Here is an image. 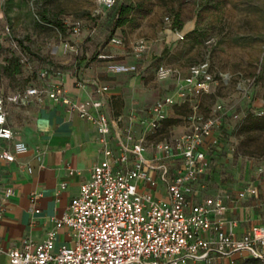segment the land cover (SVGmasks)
Here are the masks:
<instances>
[{"label": "built area", "instance_id": "1", "mask_svg": "<svg viewBox=\"0 0 264 264\" xmlns=\"http://www.w3.org/2000/svg\"><path fill=\"white\" fill-rule=\"evenodd\" d=\"M96 3L100 9L115 6V0H96ZM70 31L77 35L79 22L72 21ZM123 43L120 36L112 35L95 50V58L114 60L116 54L107 45ZM147 47V41L141 37L135 39L130 48L132 54L141 56ZM70 49L77 51L73 44ZM50 75L51 68L42 67L37 72L39 85L0 94V138L10 142L0 148V160L14 162L29 149L24 141L14 138L15 131L7 121V104L26 106L33 97L41 100L43 96L60 100L68 111L76 109L94 124L99 133L97 140L101 144L102 158L91 166L90 177L79 185L78 194L71 198L61 216L54 218V226L47 230L45 237L39 241L25 237L19 245L7 248L6 264H201L233 251L264 260V225L251 226L237 234L233 229L236 220L222 216L227 205L220 193L199 203L190 202L192 184L208 165L206 151L219 144V128L225 115H231L220 103L208 117L194 111L188 116L185 131L174 135L170 142L158 144L151 157L145 155L147 135L159 128L167 116V108L187 95L211 88L215 79L207 60L189 65L185 75L176 66L160 65L158 78L173 77L175 92L154 100L147 114L138 118L142 127L138 135L132 127L136 114L131 112L129 124L116 132L114 146L109 143V135L118 119L101 110L108 85L96 79L80 80L82 84L89 82L97 95L80 105L66 95L64 83L51 80ZM172 159H179L181 166L168 180L167 199L139 188L141 181L149 187L155 186L157 176L166 180ZM73 172L69 168L68 173ZM64 187L65 182H61L60 188ZM1 190L4 199L15 193L10 185H3ZM248 190L255 192L254 188ZM245 192L241 191L239 197ZM38 195L32 192L31 201ZM5 210L2 201L0 216ZM63 225L70 230L72 239L59 244L56 231Z\"/></svg>", "mask_w": 264, "mask_h": 264}, {"label": "rangeland", "instance_id": "2", "mask_svg": "<svg viewBox=\"0 0 264 264\" xmlns=\"http://www.w3.org/2000/svg\"><path fill=\"white\" fill-rule=\"evenodd\" d=\"M120 5L129 11L120 14ZM72 21L79 22L77 35L70 31ZM112 35L125 42L122 58L146 65L142 81L149 100L166 87L175 92L173 77L158 78L160 65L176 66L185 75L189 65L207 60L214 74L208 91L172 105L147 135L149 151L185 131L194 111L208 117L220 103L231 115L219 128V155L229 153L241 167L264 164V0H115L110 10L100 9L96 0H0V93L39 83L42 67L53 72L94 58ZM141 37L147 51L136 56L128 45ZM249 256L206 264L264 263Z\"/></svg>", "mask_w": 264, "mask_h": 264}, {"label": "crops", "instance_id": "3", "mask_svg": "<svg viewBox=\"0 0 264 264\" xmlns=\"http://www.w3.org/2000/svg\"><path fill=\"white\" fill-rule=\"evenodd\" d=\"M132 44L133 42L128 47ZM107 48L116 54L114 60L101 61L94 55L88 61L62 65V70L51 72L50 79L64 83L66 95L80 105L89 98L97 97L93 86L89 82L79 83L80 80L96 79L99 83L108 85L101 110L118 119L109 135V143L114 146L116 132L122 131L129 124L131 112L136 114L132 120L134 133H141L138 118L147 114V109L154 100L147 97L142 81V76L147 71L146 65H133L131 57L122 58L127 52L125 42L119 45L108 44ZM68 60L65 58L64 61ZM173 82L175 88L176 80ZM15 91L17 90H12ZM171 92L166 87L159 97ZM180 103L177 100L174 104ZM171 107L172 105L166 110V118ZM7 111L8 124L15 131L14 138L24 141L29 149L18 155L14 162L0 160V202L3 201L6 207L0 216V264L8 261L6 249L19 245L23 238L39 241L45 237L47 230L54 226V218L61 216L68 208L71 198L78 194L79 185L90 177L91 166L102 158L101 144L97 140L98 129L76 109L68 111L60 100L47 96H43L41 100L33 97L26 106L9 102ZM9 143L0 138V148ZM218 148L217 145L207 149L208 165L192 184L190 202L199 203L206 197L220 193L227 205L222 216L227 220H236L233 229L237 234H242L251 226L264 225V164L259 167L234 165L231 155H219ZM156 150L148 149L145 155L151 157ZM168 165L166 180L157 176L155 186L149 187L141 181L139 188L152 191L157 198L167 199L168 180L181 166V161L172 159ZM69 168L74 170L72 174L68 173ZM152 173L157 174L155 171ZM61 182H65L64 188H60ZM3 185L12 186L14 195L4 199L1 190ZM250 188H254L255 192H249ZM244 190L245 195L239 197V193ZM32 192L39 193L34 202L31 201ZM56 236L59 244L69 243L72 239L70 230L64 225L57 229ZM244 255V252L233 251L230 255L216 259L229 263Z\"/></svg>", "mask_w": 264, "mask_h": 264}, {"label": "trees", "instance_id": "4", "mask_svg": "<svg viewBox=\"0 0 264 264\" xmlns=\"http://www.w3.org/2000/svg\"><path fill=\"white\" fill-rule=\"evenodd\" d=\"M127 11H129V7L128 6H126V5H120L119 6V13L120 14H123V13H125V12H127ZM120 21V20H119ZM26 48V47H25ZM165 120V119H164ZM249 259H251V260H254L256 263H258L259 261H260V259L259 258H257V257H254V256H249L248 257ZM264 264V263H263Z\"/></svg>", "mask_w": 264, "mask_h": 264}]
</instances>
